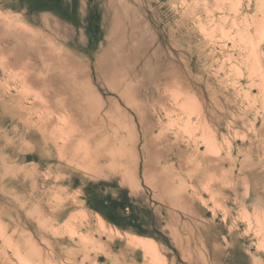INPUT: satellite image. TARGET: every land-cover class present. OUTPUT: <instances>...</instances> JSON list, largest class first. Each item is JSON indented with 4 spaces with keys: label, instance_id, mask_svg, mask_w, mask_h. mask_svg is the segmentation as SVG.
Here are the masks:
<instances>
[{
    "label": "rangeland",
    "instance_id": "rangeland-1",
    "mask_svg": "<svg viewBox=\"0 0 264 264\" xmlns=\"http://www.w3.org/2000/svg\"><path fill=\"white\" fill-rule=\"evenodd\" d=\"M60 1L0 0V264H150L86 205L100 181L162 264H264V0Z\"/></svg>",
    "mask_w": 264,
    "mask_h": 264
},
{
    "label": "trees",
    "instance_id": "trees-1",
    "mask_svg": "<svg viewBox=\"0 0 264 264\" xmlns=\"http://www.w3.org/2000/svg\"><path fill=\"white\" fill-rule=\"evenodd\" d=\"M55 1L59 6L60 0ZM31 9H54L45 3H31ZM59 15L66 17L65 14L59 12ZM111 186L116 189V196L110 193L104 195L103 189ZM83 192L86 205L98 213L109 224L116 228L129 231L140 236H146L168 245L165 235L159 230L155 222V216L151 209L142 205L138 199L129 194L126 188H121L113 183L97 182L87 183L83 186Z\"/></svg>",
    "mask_w": 264,
    "mask_h": 264
},
{
    "label": "bare ground",
    "instance_id": "bare-ground-1",
    "mask_svg": "<svg viewBox=\"0 0 264 264\" xmlns=\"http://www.w3.org/2000/svg\"><path fill=\"white\" fill-rule=\"evenodd\" d=\"M260 2V1H259ZM258 3V2H257ZM262 3V2H261ZM260 3V4H261ZM259 6V5H258ZM263 5L261 4L259 7H262ZM79 11V10H78ZM81 11V10H80ZM96 13V12H95ZM100 13V12H99ZM99 15V14H98ZM97 16V15H96ZM50 18L49 16H42L41 18H40V22L43 24L44 23V20H45V18ZM18 24H20V23H18ZM4 27V26H3ZM12 27V25H10L9 26V28H11ZM117 27L119 28V24H117L116 23V21H113L112 22V24H111V26L109 27L110 28V30L108 31V36L107 37H109L110 38V36H113V34H114V32H115V30L117 29ZM17 28V27H16ZM261 28V27H260ZM5 29H6V25H5ZM97 29V28H96ZM100 29V28H99ZM0 31H1V28H0ZM17 33H18V38L17 39H20V40H23V38L24 39H26V38H31V36H33V33H32V29H28V28H23V29H20V28H17ZM122 37V36H121ZM16 39V40H17ZM106 39V38H105ZM124 39V38H123ZM122 39V40H123ZM113 40V39H112ZM121 40V39H120ZM114 41V40H113ZM8 42H10V40H7V39H5L4 37H0V49H6L7 47H8ZM122 42V41H121ZM17 43V42H16ZM113 43H117V42H112V44ZM11 44V43H10ZM9 44V45H10ZM118 44V43H117ZM110 46V45H109ZM111 47H113L112 45H111ZM11 48V51H12V49L14 48V46L12 47H10ZM114 48H116V47H114ZM112 49V48H111ZM117 50V49H116ZM15 51H17V50H15ZM113 51V50H112ZM8 52H9V49H8ZM13 52V51H12ZM115 52V51H114ZM1 53H2V50H1ZM14 53V52H13ZM16 53V52H15ZM116 53V52H115ZM6 54H7V52H6ZM118 54V53H117ZM71 55V54H70ZM113 55V54H112ZM19 56V55H18ZM16 57H17V55H16ZM73 57V56H72ZM117 58V57H116ZM67 59H68V61L72 64V65H75V67H81V65L80 64H82V66L83 67H85L86 65L85 64H83V63H79L77 60H75V58L73 57L72 59L70 58V57H67ZM119 59V58H118ZM14 61V60H13ZM16 61V60H15ZM14 61V62H15ZM26 62H27V60H26ZM122 62V61H121ZM118 63V62H117ZM119 64V63H118ZM120 64H122V63H120ZM124 65V64H123ZM121 67V66H120ZM82 68V67H81ZM86 68H87V66H86ZM106 68L108 69V72H112L113 70H115V69H113V62L111 61V60H109L107 63H106ZM84 69V68H83ZM118 69H119V67H118ZM111 70V71H110ZM86 71V70H85ZM123 70H121V72H122ZM118 72V71H117ZM83 74H84V72H82ZM124 73V72H123ZM82 74V76H84ZM107 74V73H106ZM121 74V73H120ZM117 75V74H116ZM124 75V74H123ZM80 76V75H79ZM78 75H77V77H75V80H76V82L77 83H79V77ZM119 76V75H118ZM122 76V75H121ZM87 77V76H86ZM77 78V79H76ZM88 78V77H87ZM120 78V77H119ZM83 79V78H82ZM86 79V78H85ZM263 83V82H262ZM79 84H81V83H79ZM88 84V83H87ZM83 85V84H82ZM79 86H81V85H79ZM84 86V85H83ZM90 88V87H89ZM84 89H86V88H84ZM84 91H86V90H84ZM89 91V90H88ZM9 92H11V91H9ZM86 94H88V93H86ZM79 95V94H78ZM84 96V95H83ZM249 97V95L247 96V99H249L248 98ZM63 107V106H62ZM61 107V108H62ZM263 110V109H262ZM262 110H260V111H262ZM60 111V110H59ZM61 111H62V109H61ZM60 111V112H61ZM64 112H65V110H63ZM78 111V110H77ZM59 112V113H60ZM262 113V112H261ZM260 113V114H261ZM259 114V115H260ZM38 118V117H37ZM258 119V118H257ZM254 120V119H253ZM261 120H262V118H261ZM257 121V120H256ZM259 121V120H258ZM252 122V121H251ZM261 123V122H260ZM251 124V123H250ZM250 129H251V127H250ZM254 129H256V128H254ZM253 130V129H252ZM251 130V131H252ZM258 130V129H257ZM255 131V130H254ZM254 131H252L253 133H254ZM256 134H257V131H256ZM247 137V136H246ZM242 140V139H241ZM250 143V142H249ZM255 145V144H254ZM229 147V146H228ZM84 151H85V149H84ZM230 155V154H229ZM228 155V156H229ZM86 157H88V155L86 156ZM92 159H93V157H92ZM95 160V159H94ZM106 160H108L107 158H105L104 156H99L98 158H96V163H97V165H98V168H101V169H103V167H105L104 166V162L106 161ZM125 162H127V160H125ZM104 163V164H103ZM121 163V162H120ZM123 167H124V165H123ZM127 167V166H126ZM128 177V176H127ZM131 181V180H130ZM241 183V182H240ZM256 188V187H255ZM259 209V208H258ZM261 209V208H260ZM129 234H131V233H129ZM131 235H133L134 237H137V238H140V239H142V240H138V241H127V246H129V247H132L133 249H135V250H140V251H142V252H145V253H147V254H149L150 256H151V259H150V264H162L163 262H161V261H159V259H158V257H157V252H156V247H155V244H154V242H153V240L150 238V237H146V236H140V235H137V234H131ZM111 238V237H110ZM143 239H146V240H143ZM125 245V244H124ZM125 245V246H126Z\"/></svg>",
    "mask_w": 264,
    "mask_h": 264
},
{
    "label": "crops",
    "instance_id": "crops-1",
    "mask_svg": "<svg viewBox=\"0 0 264 264\" xmlns=\"http://www.w3.org/2000/svg\"><path fill=\"white\" fill-rule=\"evenodd\" d=\"M85 201V200H84Z\"/></svg>",
    "mask_w": 264,
    "mask_h": 264
}]
</instances>
